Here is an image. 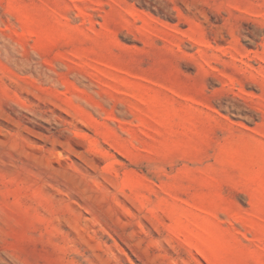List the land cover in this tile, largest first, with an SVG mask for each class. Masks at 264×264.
Here are the masks:
<instances>
[{
  "label": "rangeland",
  "instance_id": "374dc122",
  "mask_svg": "<svg viewBox=\"0 0 264 264\" xmlns=\"http://www.w3.org/2000/svg\"><path fill=\"white\" fill-rule=\"evenodd\" d=\"M0 264H264V0H0Z\"/></svg>",
  "mask_w": 264,
  "mask_h": 264
}]
</instances>
